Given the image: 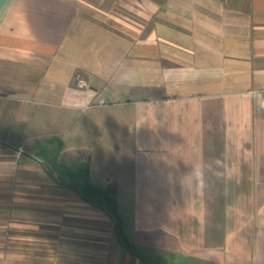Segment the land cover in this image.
Instances as JSON below:
<instances>
[{"label": "crops", "instance_id": "crops-1", "mask_svg": "<svg viewBox=\"0 0 264 264\" xmlns=\"http://www.w3.org/2000/svg\"><path fill=\"white\" fill-rule=\"evenodd\" d=\"M262 105L264 0H0V264H264Z\"/></svg>", "mask_w": 264, "mask_h": 264}, {"label": "rangeland", "instance_id": "rangeland-1", "mask_svg": "<svg viewBox=\"0 0 264 264\" xmlns=\"http://www.w3.org/2000/svg\"><path fill=\"white\" fill-rule=\"evenodd\" d=\"M95 191H97V193H99V195L104 199V197L106 196V198L108 199V201L111 199L112 200V198H113V196H111L110 195V192L109 191H111V190H108V189H106L105 187H97V188H95L94 189ZM115 191L114 192H116L117 191V193L118 194H121V193H124V191L122 192V190L120 191V190H118V188H116V189H114ZM117 197H122V196H120V195H118ZM116 199V198H115ZM114 199V200H115ZM104 201L106 202V200L104 199ZM108 204L106 205L107 207H109L110 208V205H109V203L110 202H107ZM112 207H114V209L116 210V215L119 217V220H120V218H122V216H126V215H130L131 213H132V206H130V205H127V204H125V205H118V206H112ZM180 259V258H179ZM179 262H184L183 260H178Z\"/></svg>", "mask_w": 264, "mask_h": 264}, {"label": "built area", "instance_id": "built-area-1", "mask_svg": "<svg viewBox=\"0 0 264 264\" xmlns=\"http://www.w3.org/2000/svg\"><path fill=\"white\" fill-rule=\"evenodd\" d=\"M77 84H78V87H80V88H84V87H86V83H85L82 79H80V78L78 79ZM98 104H99V105H103V104H105V103H104L103 100H101V101H99Z\"/></svg>", "mask_w": 264, "mask_h": 264}, {"label": "clouds", "instance_id": "clouds-1", "mask_svg": "<svg viewBox=\"0 0 264 264\" xmlns=\"http://www.w3.org/2000/svg\"><path fill=\"white\" fill-rule=\"evenodd\" d=\"M262 107H264V105H262ZM197 175H199V170H197Z\"/></svg>", "mask_w": 264, "mask_h": 264}]
</instances>
